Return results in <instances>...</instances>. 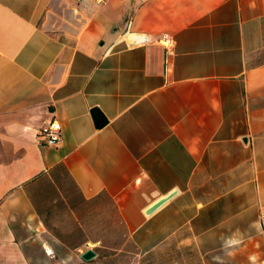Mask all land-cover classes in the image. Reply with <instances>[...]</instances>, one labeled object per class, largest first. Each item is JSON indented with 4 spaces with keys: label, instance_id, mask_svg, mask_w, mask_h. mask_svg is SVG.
<instances>
[{
    "label": "crops",
    "instance_id": "obj_1",
    "mask_svg": "<svg viewBox=\"0 0 264 264\" xmlns=\"http://www.w3.org/2000/svg\"><path fill=\"white\" fill-rule=\"evenodd\" d=\"M260 213L264 0H0V264H264Z\"/></svg>",
    "mask_w": 264,
    "mask_h": 264
},
{
    "label": "built area",
    "instance_id": "obj_2",
    "mask_svg": "<svg viewBox=\"0 0 264 264\" xmlns=\"http://www.w3.org/2000/svg\"><path fill=\"white\" fill-rule=\"evenodd\" d=\"M161 43L165 49L171 46V40L165 36L161 38ZM35 139L37 143L43 145L58 144L61 140V129L59 124L55 120L49 119L45 124L37 128ZM259 223L264 236V213L259 214Z\"/></svg>",
    "mask_w": 264,
    "mask_h": 264
},
{
    "label": "water",
    "instance_id": "obj_3",
    "mask_svg": "<svg viewBox=\"0 0 264 264\" xmlns=\"http://www.w3.org/2000/svg\"><path fill=\"white\" fill-rule=\"evenodd\" d=\"M139 40L136 36H133V39L129 40L128 43L131 45H134ZM90 114L93 117L95 126H101L105 123V118L103 115L99 112L98 109L93 108L90 110ZM94 256V252L91 250H85L83 253L80 254V257L84 260H88Z\"/></svg>",
    "mask_w": 264,
    "mask_h": 264
},
{
    "label": "bare ground",
    "instance_id": "obj_4",
    "mask_svg": "<svg viewBox=\"0 0 264 264\" xmlns=\"http://www.w3.org/2000/svg\"><path fill=\"white\" fill-rule=\"evenodd\" d=\"M131 39H133V35H129L128 36V41L131 40Z\"/></svg>",
    "mask_w": 264,
    "mask_h": 264
}]
</instances>
